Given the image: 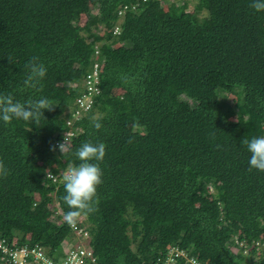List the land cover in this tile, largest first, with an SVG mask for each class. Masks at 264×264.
Returning <instances> with one entry per match:
<instances>
[{"label":"trees","instance_id":"16d2710c","mask_svg":"<svg viewBox=\"0 0 264 264\" xmlns=\"http://www.w3.org/2000/svg\"><path fill=\"white\" fill-rule=\"evenodd\" d=\"M188 1L0 0V94L56 103L39 123L0 121L8 246L63 263L77 241L63 172L83 143L103 142L94 211L76 221L93 250L83 264H154L170 247L201 264H264V172L248 171L243 144L264 135V12ZM33 56L47 68L40 91L23 85Z\"/></svg>","mask_w":264,"mask_h":264},{"label":"clouds","instance_id":"9594fccd","mask_svg":"<svg viewBox=\"0 0 264 264\" xmlns=\"http://www.w3.org/2000/svg\"><path fill=\"white\" fill-rule=\"evenodd\" d=\"M249 7L255 12H264V0H252ZM24 67L27 70L25 79L23 80L24 88L40 91L43 87L41 82L47 74V68L35 56L31 57ZM54 105L56 103L46 97L27 99L21 102L11 93L0 94V121L9 124L13 119H17L24 122L39 123L40 118L43 117V110L52 111ZM93 126L96 129H100L101 124L94 122ZM243 144L247 146V150L251 154L248 162V171L251 172L253 169H256L257 171L264 172V135L253 137L251 140L245 139L243 140ZM58 147L61 155L67 154L70 151L65 142L60 143ZM105 149L106 145L103 142L96 144L91 142L83 143L73 153L81 163L77 166H70L63 172V184L66 194L62 199L69 208L64 219L70 226L75 225L76 219L80 216L81 212L91 213L94 211L93 205L96 203V190L97 186L103 183V172L99 163H92V161L102 162L105 156ZM53 150L55 149L53 148ZM8 174V169L5 167L3 161L0 160V177H7ZM79 227L82 228L81 226ZM83 244H78V240L75 242V246H79V248L86 251L84 259L85 257L92 256L93 250L89 245L84 248ZM175 248L170 247L168 250L171 251ZM168 250L164 256L159 255L154 264H157L158 260H164ZM182 252L183 254L177 258L175 264H179V258L183 259V257L186 259L185 264H189L188 261L192 258L196 259L193 256L188 257L184 250Z\"/></svg>","mask_w":264,"mask_h":264},{"label":"built area","instance_id":"2783aa9c","mask_svg":"<svg viewBox=\"0 0 264 264\" xmlns=\"http://www.w3.org/2000/svg\"><path fill=\"white\" fill-rule=\"evenodd\" d=\"M96 82V72L92 75H88V81H87V88L89 91V94L92 91H97V87L95 85ZM78 102L83 103L82 99H77ZM89 106V103L86 105L85 108ZM48 177L56 180V177L52 174L48 173ZM76 233L80 234L82 232L83 228L78 227L77 223L75 222L74 226H71ZM68 248V254L66 255V259L63 260L62 264H83V257L84 252L82 248H75V246H67ZM0 250L8 256V264H27V261L31 258L35 260L36 264H57L54 262V259L49 257V255H46L45 252L41 249V247L36 246L33 248H29L27 245L22 247H11L8 246L4 239H0ZM84 251V252H83ZM81 252V254H79ZM88 253V252H87ZM183 254L182 250L180 249H173L168 250L167 255L164 260H158L157 264H174V262H177V258ZM79 256L80 261H76L75 258L72 259L73 256ZM189 264H201L198 260L192 258L188 261Z\"/></svg>","mask_w":264,"mask_h":264},{"label":"rangeland","instance_id":"374dc122","mask_svg":"<svg viewBox=\"0 0 264 264\" xmlns=\"http://www.w3.org/2000/svg\"><path fill=\"white\" fill-rule=\"evenodd\" d=\"M188 3L191 5V9H192V6H193V1H191V0H189L188 1ZM90 6L91 7H94V2H91L90 3ZM228 100L231 102V104H233V103H235L236 101H234V100H236V97L235 96H230L229 94H228ZM54 181H56V180H54ZM81 217H78L77 219H76V221H78L79 219H80ZM88 233V232H87ZM86 233V231H84V234L86 235L87 234ZM74 234H75V236H79V237H76L77 238V240H78V244H80L81 242H82V239H81V237H80V235L78 234V233H76L75 232V230H74ZM86 243L84 242V244L82 245L84 248H86L87 247V245H85ZM66 247L67 246H75V243H72L71 241L68 243L67 242V244L65 245ZM75 248L77 249V248H79V246H75ZM84 252V251H83ZM79 254H81V252H79ZM84 254H86V252H84ZM73 258H75V260L78 262V261H80V257L79 256H73L72 257V259ZM174 264H175V262H174Z\"/></svg>","mask_w":264,"mask_h":264}]
</instances>
